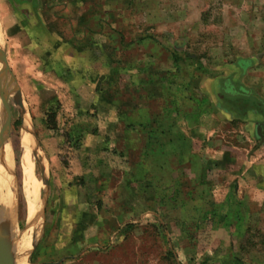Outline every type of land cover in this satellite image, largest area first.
Listing matches in <instances>:
<instances>
[{
    "label": "crops",
    "instance_id": "crops-1",
    "mask_svg": "<svg viewBox=\"0 0 264 264\" xmlns=\"http://www.w3.org/2000/svg\"><path fill=\"white\" fill-rule=\"evenodd\" d=\"M161 1L0 0V18L4 26H10L5 33L12 39L11 50L20 47L21 52L25 49L28 60L39 63L37 70L43 71L44 87L51 95L54 93V98L45 102L49 111L55 105L66 107L68 104L72 113L65 114L64 123H87L90 117H96L103 109L107 117L125 120L126 123L145 124L149 113H154L159 118L154 121L164 123V128L172 127L175 122L182 125L175 129V136L171 135L172 148L176 151L168 153L172 155L168 157L169 171L164 177L154 166V157L144 154L147 143L142 141L143 133L134 131L129 137V149L132 158L139 157L135 161L132 159V165L124 167L126 172L122 171L120 177H115L118 179L115 184L112 181L113 187L108 189L103 210L94 206L91 208L89 204L92 205L93 200L83 190L82 194L87 199L82 200L75 216L68 211L63 212L61 218L67 220L73 217L75 220L82 210H93L97 215L111 212L110 205L116 210L125 206L127 214L132 213L130 218L135 215L147 217L154 213L163 218L169 217L176 228L205 219L211 226L204 233L220 235L223 244L231 245L229 236L232 238L234 234L244 232H236L234 227L229 226L228 217L237 213L244 217L259 213L264 218V211L258 210L264 205V160H260L264 154V143L260 141L256 146L254 140H261L258 125L262 126L264 135V115L254 107L253 102L238 99V96L247 93L264 100L259 88L251 81L253 70H247L256 66L253 61L256 58L241 59L237 64H220L211 70L210 63L196 61L193 54L182 55L175 45L180 32L185 29L195 32L197 20L190 18L188 3L163 6ZM205 24L204 21V33L208 28ZM126 28H132L134 34L127 33ZM213 40L220 41L214 38L207 42ZM185 41L190 42L191 39ZM6 57L9 64V56ZM105 70L109 75L117 70H120L119 73H122L121 70H156L159 77L156 80L146 79L149 87L143 85L142 79L133 82L130 77L125 82L130 85L127 90L129 96H124L123 102H101V106L96 83ZM85 75L90 77L87 79L89 82L82 80ZM157 84L158 89L153 86ZM56 94H60V98H56ZM169 95L172 100H168ZM132 98L138 99L134 105L131 104ZM95 105L99 106L97 110ZM84 107L87 109L83 110ZM100 127L98 125L97 129L85 132L75 127L76 138L82 142L94 138L93 148L96 149L98 144L110 139L100 131ZM169 139L162 134L160 145L168 148L171 144ZM82 145L74 152L73 165L77 178H83V172L91 171L86 163L82 168L84 162L79 158L84 150ZM149 146L152 147L150 143ZM94 149L92 146L86 148L87 155ZM104 166L100 165V170L93 169V174L99 175L101 170H105L108 179L114 177V170ZM117 167L120 168L119 165ZM123 174L129 176L131 185L127 184L128 178L121 181ZM101 177L102 180L96 183L100 189L105 176ZM79 186L84 188V185ZM76 189L78 191V187ZM137 193L143 201L140 205H133L132 194ZM64 194L77 196L69 190ZM113 213L114 218L105 226L107 236L116 234L121 222L129 218L123 217L122 213ZM214 218L219 221L218 225L212 224Z\"/></svg>",
    "mask_w": 264,
    "mask_h": 264
},
{
    "label": "rangeland",
    "instance_id": "rangeland-1",
    "mask_svg": "<svg viewBox=\"0 0 264 264\" xmlns=\"http://www.w3.org/2000/svg\"><path fill=\"white\" fill-rule=\"evenodd\" d=\"M161 2L163 6L176 2V4L182 5L183 2H186L191 10L190 18L197 20L195 32H188V29L180 32V37L175 45L182 55L193 54L196 56V61L210 63L211 70L220 64L232 62L237 64L241 59L256 58L253 60L256 62V66L253 65L247 70H253L251 81L256 84L260 94L264 96V0H163ZM204 21L208 26L205 28V30L207 29L206 33L203 28ZM6 28L10 29V26H4L0 18V49L6 53V56H9V67L11 66V71L14 72L22 91L24 106L32 120L37 140H33L31 134L23 131V117L16 104L15 92L9 81L2 76L3 87L5 85L4 89H7V92L5 90L3 92V98L6 100V106L4 104L6 120L3 122H1L2 113L0 112V125H3L5 131L4 139L0 135V150L2 151L5 145L7 146L9 167L6 168V163L2 161L4 159L0 152V165L3 164L1 171L3 177L0 184L3 186L7 183L6 186H8L5 189H0L3 194L12 190L13 203L11 202V205L13 207H11V212L14 233L11 230V236L13 234L20 236L23 241L20 247L23 248L30 238L33 241L35 234L40 238L37 247L30 256V264H264V218L259 213L247 217L237 213L233 215L234 218H227L228 225L234 227L236 232L238 230L244 232L234 234L231 236L232 238L229 236V239H232V247L230 244H223L219 239L220 235L213 236L204 233L210 230L211 226L205 219L193 221L192 225L184 224L181 228H176L175 223H172L169 217L163 218L153 213L147 217L135 215L130 218L129 215L132 216V213L128 212L127 214L125 206L116 210L110 205L111 212L95 215L93 210H82L74 220L75 212L81 207L80 203L84 198L87 199L82 194L83 190L93 200L92 205L89 204V206L103 210L106 205L105 198L108 199V189L112 188L113 182L115 184L118 180L115 177L117 175L120 177L122 171L123 173L125 171L124 167L127 164L132 165L130 163L132 159L135 161L139 157L132 158L129 149V137L133 135L134 131L143 133L142 141L147 143L144 154L154 157V166L164 177L169 171L168 157L172 155L168 153L176 151L175 148H172L174 144L171 143V135L175 136L177 134L175 129L182 125L175 122L172 127L164 128V123L162 125L159 121H154L155 118H158V115L154 113H149L150 117L145 124L126 123L125 120L120 121L115 117H107L106 110L102 111L103 109L96 117H90L87 123L68 124L64 123L67 118L65 114L72 113V111L67 104L66 107L56 105L52 107L51 112H57L59 121H57L56 130L49 129L46 124V114L50 111L45 102L54 98L52 96L54 93L51 95V92L45 89L43 71L37 70L39 63L28 60V52L25 49L21 52H19L20 47L11 50L12 39L6 35ZM126 30L127 33L134 34L132 28L131 30L126 28ZM130 36L135 38L134 35ZM188 38L191 39L190 42L185 41ZM214 38H218L220 41L207 42ZM209 46H211V50ZM139 49L140 47L137 48V50ZM227 70H231V68H227ZM119 71L109 75L105 70V73L99 76L96 84L99 86L97 99L101 106L103 104L101 102L104 104L109 103L110 100H112L110 103L116 100L123 102L124 96H129L127 90L130 89V85L125 84L128 78L131 77L133 82L136 79H142L140 81L144 82L143 85L149 87L150 84H146V79L156 80L159 77L156 70H135L132 72L121 70L122 73ZM81 78L83 81L89 82L87 79L90 77L85 75ZM153 86L159 88L158 84ZM55 96L60 98V94ZM169 98L168 100H172L170 95ZM62 99L64 100L65 97ZM56 101L57 99L53 102ZM135 101L138 99L132 98L131 104L134 105ZM143 101L145 102V100ZM98 107L95 105V110ZM82 109L86 110L87 108ZM132 109L134 110V107ZM152 109L155 110V107ZM180 117L182 116L180 115ZM102 121L104 122L102 123ZM24 124L27 130L28 126L26 123ZM98 125H101L100 131L110 138L109 142L100 143L94 149V138H88L87 142L76 138L78 137L76 129L81 128L80 130L85 132L88 129L89 131L97 129ZM167 130L170 131L167 132ZM162 134L167 139L170 138L171 144L168 148L160 145ZM26 137L30 145L26 142ZM254 140L256 146L261 141ZM119 141H121L120 146ZM37 143L40 150L36 148ZM149 143L152 147L149 146ZM81 144L84 147L79 156L84 162L82 168L86 163L91 171L87 170V172H83V178H77L73 165L74 152L81 147ZM27 145L32 151L30 154L32 164L29 166L25 164L28 162L25 148ZM91 146L94 152L87 155L86 148ZM260 160H264V154ZM100 165L111 167L115 176L108 179L106 176L108 173L105 170H101L99 175L93 174V169L99 168L100 170ZM116 165H119L120 168ZM144 169L146 170L145 167ZM44 171L47 176V186L43 183ZM101 176H105V178L101 181L103 186L100 189L96 183L102 180ZM128 177L123 174L121 181H126ZM75 179H80V181H75ZM130 181L128 178L127 184L131 185ZM26 185H28L27 189ZM79 185H84V188ZM76 187H78V191ZM66 190L77 196L71 197L68 195L69 193L64 194ZM113 198L115 199V197H111V199ZM132 199L135 202L133 205H140L143 201L139 193L132 194ZM71 200L74 203H70ZM41 210H44L43 220L39 217ZM258 210L264 211V205L260 206ZM68 211L72 213L73 217L67 220L61 218V214ZM113 212L122 213L123 217L125 215L130 219L127 218L121 222L122 225L116 234L107 236L105 226H108V221H112L111 218H114ZM155 212L159 213L156 210ZM1 219L0 217V222H2ZM32 223H35L34 226H36L33 232L31 231ZM213 223L219 224L217 218H214ZM100 230L103 231L100 232ZM99 237L103 240L101 241ZM229 239L228 241H230ZM9 241L11 242V239Z\"/></svg>",
    "mask_w": 264,
    "mask_h": 264
},
{
    "label": "bare ground",
    "instance_id": "bare-ground-1",
    "mask_svg": "<svg viewBox=\"0 0 264 264\" xmlns=\"http://www.w3.org/2000/svg\"><path fill=\"white\" fill-rule=\"evenodd\" d=\"M0 68H1V64H0ZM2 74L0 73V112L2 113V121L1 122H3V121H5L6 119L4 118L6 115V109H5V107H4V98H3V92H4V88H5V85H4V87H3V84H4V82H3V80H2ZM7 91V90H6ZM1 117V116H0ZM7 123V122H6ZM25 123L27 124V122L25 121ZM1 124V123H0ZM5 125V124H4ZM6 126V125H5ZM27 126H28V124H27ZM4 134H5V131H4V129H3V125H0V135L2 136V138L4 139ZM4 136V137H3ZM30 138V137H29ZM25 140H26V142L30 145V142L28 141V139H27V137L25 138ZM4 144H5V142H4ZM29 145H27V147H25L26 148V154H27V158H28V162L26 163L25 162V164H27L28 166H29V164L31 165L32 164V162H31V157H30V154H31V148H30V146ZM24 146H26V145H24ZM0 152L2 153V155H3V159L4 160H2V161H5V163H6V168H8L9 167V161H8V154H9V150H8V148H7V146L5 145L4 146V148L2 149V151L0 150ZM25 154V155H26ZM27 158H25V159H27ZM26 161V160H25ZM0 162H1V160H0ZM1 164V163H0ZM1 166V165H0ZM2 166H3V164H2ZM2 166L0 167V180L2 179V177H3V175H2ZM27 167V166H26ZM9 171V170H8ZM27 172V171H26ZM6 174H8V173H6ZM27 174H28V172H27ZM8 176H10V175H8ZM12 177V176H11ZM28 178V177H27ZM5 179H6V177H5ZM8 180V179H7ZM27 180V179H26ZM14 182V181H13ZM1 183H3V182H1ZM27 184V183H26ZM7 185V183H5L3 186L0 184V188L1 189H5L6 187H8V186H6ZM10 185V184H9ZM12 187V186H11ZM28 188V185H26V189ZM1 189H0V217L2 218L1 219V221L2 222H0V228H4L5 229V232H6V235H7V237H8V241L11 239V242H12V244L14 245L13 247H14V255H15V263L16 264H28V261H29V254H30V250H31V247H32V238H30V240H29V242L25 245V247L23 248V247H20V245H22V238L20 237V236H14V234H13V236H11L12 234L10 233L11 232V230H12V208L11 207H13L12 205H11V202H12V190L11 191H8L7 192V194L5 195V194H3V192L1 191ZM8 189V188H7ZM6 189V190H7ZM5 190V191H6ZM14 193V192H13ZM13 203V202H12ZM39 217H40V215H39ZM35 225V223H32L31 224V231L33 232V230H35V228H36V226H34ZM12 232H13V230H12ZM14 233V232H13ZM1 249V251H3L2 250V248H0ZM0 251V252H1ZM2 262V260H1V256H0V263Z\"/></svg>",
    "mask_w": 264,
    "mask_h": 264
},
{
    "label": "water",
    "instance_id": "water-1",
    "mask_svg": "<svg viewBox=\"0 0 264 264\" xmlns=\"http://www.w3.org/2000/svg\"><path fill=\"white\" fill-rule=\"evenodd\" d=\"M0 64H1L0 70H1L2 76H4L6 78V80L9 81L10 86H12V90L15 92L14 95L16 98L15 99L16 104L19 108V111H20L22 117H23V131L31 134L33 136V140L34 139L37 140V136L35 134V131H34L33 125H32V120H31L30 115L28 114V112L24 106L22 91H21V89H20V87H19L10 67H9L7 57H6V53L1 49H0ZM6 90L7 89H5V92H7ZM4 100H5V98H4ZM5 106H6V100H5ZM25 121L28 124L27 130L25 129V124H24ZM257 132H258L259 138L261 139V143L263 144L264 143V135L262 132V126L261 125H258ZM0 145H1V141H0ZM36 148L38 150H40L38 143L36 145ZM46 177H47L46 172L44 171L43 183L45 186L48 185V181H47ZM40 217H41V220H43L44 210H41ZM40 230H43V229L40 228ZM39 240H40V238L38 237L37 234H35L33 241H32V247H31L30 254H29L28 264H30V256H31L33 250H35V248L37 247ZM13 246L14 245L12 244V242L8 241V237L6 235L5 229L3 227L0 228V248H2V250H3V251H1V249H0V251H1L0 256H1V260H2V262L0 264H16L15 259H14L15 255H14V247Z\"/></svg>",
    "mask_w": 264,
    "mask_h": 264
},
{
    "label": "trees",
    "instance_id": "trees-1",
    "mask_svg": "<svg viewBox=\"0 0 264 264\" xmlns=\"http://www.w3.org/2000/svg\"><path fill=\"white\" fill-rule=\"evenodd\" d=\"M239 100H242L246 103H254V107H256L263 115H264V100L262 98H256L254 95L248 96L247 93H244L242 96H238ZM46 124L49 129L56 130L57 129V112H49L46 114ZM261 234V232H259ZM259 234V235H260Z\"/></svg>",
    "mask_w": 264,
    "mask_h": 264
}]
</instances>
